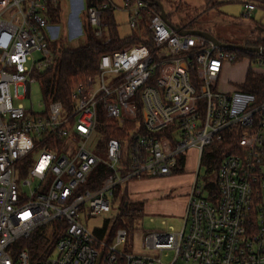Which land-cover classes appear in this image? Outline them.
Instances as JSON below:
<instances>
[{
  "label": "built area",
  "instance_id": "obj_1",
  "mask_svg": "<svg viewBox=\"0 0 264 264\" xmlns=\"http://www.w3.org/2000/svg\"><path fill=\"white\" fill-rule=\"evenodd\" d=\"M85 2L86 21L102 37V13L116 6ZM245 8L248 17L255 5ZM124 9L132 29L148 16L153 48L141 43L102 55L99 72L74 88L73 108L45 99L36 112L22 101L54 61L52 17L60 0H0V264H264V93L258 100L241 88L213 89L225 62L241 50L180 35L145 0H125ZM254 54L260 67L254 71L264 73V53ZM113 130L124 137L106 139ZM226 132L238 135L236 151L210 180L215 192L206 194L207 181L196 179L183 228L146 235L159 256L125 251V228L108 240L113 220L87 227L113 211L118 186L175 174L189 149L201 165L205 148ZM99 164L110 174L88 187ZM59 227L44 258L33 260L17 245L38 228L51 237Z\"/></svg>",
  "mask_w": 264,
  "mask_h": 264
},
{
  "label": "rangeland",
  "instance_id": "obj_2",
  "mask_svg": "<svg viewBox=\"0 0 264 264\" xmlns=\"http://www.w3.org/2000/svg\"><path fill=\"white\" fill-rule=\"evenodd\" d=\"M116 6L114 17L117 23L119 36L126 38L133 32L143 35L141 27L132 29L130 26L129 13L124 9L125 0H111ZM162 4L167 12L170 21L180 27L193 25L197 28H208L212 34L221 42L229 44L248 45L260 38H264V29L257 28L258 24L264 26V8L257 6L256 10L248 17L240 1L228 2L223 7L206 8L204 0H162ZM230 13L234 19H227L223 14ZM242 15V16H241ZM244 15V16H243ZM87 19L85 0H60V14L57 22L53 24L56 35L52 36L51 51H60L64 47H77L87 40L85 22ZM104 36L101 40L107 39V30L104 28ZM35 58H41L39 52L35 53ZM259 70L258 58L249 55L240 56L234 62L226 61L223 71L217 81V86L213 89L221 92H232L239 88V84L246 79L248 71ZM44 72V70H42ZM45 102V96L41 83L36 80L31 86V96L22 101L27 108L34 104V110L40 112V104ZM99 136L96 135L90 141V146ZM211 151L207 147L205 152ZM186 164L183 172L185 180L176 182L168 177L146 178L136 180L137 184L122 186L127 188L129 193L127 199L138 202V207L142 209L143 216L133 227H128L129 241L125 246V251L139 255H157L160 253L147 246L146 235L151 231H167L171 227L175 230L183 228L185 223V213L183 201L190 186L191 180L198 179L199 185L203 184L207 177L206 166L199 165L194 149H189L185 153ZM178 174V173H176ZM215 175L213 174L212 177ZM208 194V192H206ZM120 196L114 200V209L109 214H102L87 221V227L91 230L106 227L107 221L115 220L119 214ZM111 227V225H110ZM123 227V226H120ZM124 228V227H123ZM126 229V228H125ZM115 233L107 237L112 240ZM48 237V236H47ZM54 236L48 237L53 239ZM56 255V253L54 254ZM173 253L164 256V262L168 263L173 258ZM178 264H181L180 262Z\"/></svg>",
  "mask_w": 264,
  "mask_h": 264
},
{
  "label": "trees",
  "instance_id": "obj_3",
  "mask_svg": "<svg viewBox=\"0 0 264 264\" xmlns=\"http://www.w3.org/2000/svg\"><path fill=\"white\" fill-rule=\"evenodd\" d=\"M90 1L92 0H87V3ZM95 1L97 3L107 2V0ZM129 1L134 3L137 0ZM145 1L154 13L160 12L158 4L160 2L162 3V0ZM207 4L216 5V2L213 3V0H207ZM114 10L113 7H109L102 13V21L105 24L104 28L107 30L108 36L106 40H101L105 33L102 37H97L95 34L96 29L86 21L84 25L87 32V40L84 44L77 47H64L61 48L60 51L53 50V63L44 72L36 74L42 85L44 96L47 101H60L67 108L71 109L73 108L72 93L74 88L80 82H84L89 75H95L99 72V62L102 55L113 53L117 50H123L141 43L147 44L149 47L153 48L150 32L147 29L148 16L146 14H144L140 22L143 35L140 36L133 32L128 37L122 38L118 33ZM58 17L59 13H55L52 17V21L54 23L57 22ZM146 36L147 38L144 39L143 37ZM248 45L261 46L264 48V38L258 39L255 42H250ZM243 55H249L253 58L256 56L254 53L239 51V56ZM239 88L254 93L258 100H261L264 93V73L250 69L245 81L239 85ZM102 118L109 122L111 121L106 119L105 116ZM112 137L122 138L124 137V134L122 131H108L106 139ZM237 138V134L234 135L232 132H226L222 141H217L207 146L211 147V151L206 153L205 150L207 147L204 150L201 165L204 164L206 166V189L209 195L216 190V184L210 180L213 178V174L215 175L219 169L223 158L229 153L236 151ZM183 165L184 159L182 158L180 160V166L182 167ZM174 172L175 174H179L183 172V168L176 169ZM109 174V169L105 165L99 164L90 175L87 186L91 188L99 187L103 179ZM128 193L129 190L127 188L123 190L121 186H118L114 191L115 201L121 194L119 202L120 211L111 224L110 235L115 233L118 228L124 227L127 230L128 227H133L134 223L143 216L141 207H138V202H132L126 198ZM108 224L109 221H107L106 227L109 226ZM96 232L98 235L102 236L104 229ZM61 233L62 228L59 227L53 234V239H50L45 235L44 228H38L29 238L19 240L17 245L20 248L27 250L33 260L44 258L53 250ZM129 235L130 233L128 231V236Z\"/></svg>",
  "mask_w": 264,
  "mask_h": 264
},
{
  "label": "water",
  "instance_id": "obj_4",
  "mask_svg": "<svg viewBox=\"0 0 264 264\" xmlns=\"http://www.w3.org/2000/svg\"><path fill=\"white\" fill-rule=\"evenodd\" d=\"M160 8V14L163 20L166 22V24L173 29L174 31L178 32L180 35H195V36H200L204 37L214 43H216L219 46L228 48V49H236V50H241V51H246L250 53H264V48L261 46H251V45H239V44H229V43H224L218 40L212 33L200 29H185L184 27L177 26L173 24L170 19L167 16V12L163 6V4L160 2L158 4Z\"/></svg>",
  "mask_w": 264,
  "mask_h": 264
},
{
  "label": "crops",
  "instance_id": "obj_5",
  "mask_svg": "<svg viewBox=\"0 0 264 264\" xmlns=\"http://www.w3.org/2000/svg\"><path fill=\"white\" fill-rule=\"evenodd\" d=\"M205 1V6L206 8H213V7H223L226 3L228 2H235V1H240L241 3H243L244 5V10L246 11V13L248 12V10L245 8V3H253L255 5V9L251 10L249 12V15L250 13L254 12L256 10V7L259 5L261 6L262 8H264V0H213V3L216 2V5H213V4H210L208 5L207 4V0H204ZM225 17H227V19H234L233 16L228 13V12H224L223 14ZM242 16V15H241ZM244 16V15H243ZM185 29H200V30H204V31H208L210 33H212L208 28H197V27H194L193 25H186V26H183ZM257 28L259 29H264V26L261 25L260 23L258 24ZM261 39V38H260ZM242 84V83H241ZM240 85V84H239ZM196 155H197V152L195 151ZM197 160H198V157H197ZM168 178L167 179H173L174 181L176 182H179V181H183L187 178H185V175H179V174H173L171 176H167ZM195 179L191 180V183H190V186L188 188V191L186 192L185 196H184V201H183V210H184V213H186V210H187V204H188V200H189V196H190V193L192 191V185L194 183ZM141 182V181H140ZM140 182L138 181H134L131 183V185L135 184L137 186V184H139Z\"/></svg>",
  "mask_w": 264,
  "mask_h": 264
}]
</instances>
